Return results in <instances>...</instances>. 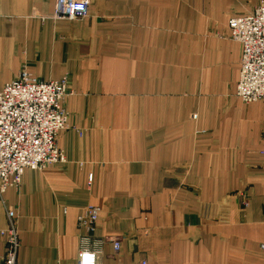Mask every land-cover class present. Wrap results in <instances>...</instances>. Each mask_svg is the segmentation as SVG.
Returning a JSON list of instances; mask_svg holds the SVG:
<instances>
[{
    "label": "crops",
    "instance_id": "crops-1",
    "mask_svg": "<svg viewBox=\"0 0 264 264\" xmlns=\"http://www.w3.org/2000/svg\"><path fill=\"white\" fill-rule=\"evenodd\" d=\"M260 1L91 0L58 21L55 0H0V91L27 71L74 92L66 163L26 169L0 200V231L16 210L17 264L84 250L98 264H264V101L236 95L229 29ZM90 206L93 233L78 226Z\"/></svg>",
    "mask_w": 264,
    "mask_h": 264
},
{
    "label": "built area",
    "instance_id": "built-area-1",
    "mask_svg": "<svg viewBox=\"0 0 264 264\" xmlns=\"http://www.w3.org/2000/svg\"><path fill=\"white\" fill-rule=\"evenodd\" d=\"M91 0H55L53 18L73 21L85 17ZM230 38L241 45V68L236 95L245 103L264 101V0L250 13L229 21ZM68 76L42 81L27 71L0 91V200L8 189L19 188L24 171L44 170L66 163L58 147L59 133L66 130L69 115L64 101L73 95ZM98 208L90 206L78 217L87 233L96 230ZM8 226L0 231L6 238L1 264H17L20 239L17 214L6 209ZM121 243L114 242L118 254ZM77 264H98V253L84 250ZM142 264H147L146 261Z\"/></svg>",
    "mask_w": 264,
    "mask_h": 264
},
{
    "label": "rangeland",
    "instance_id": "rangeland-1",
    "mask_svg": "<svg viewBox=\"0 0 264 264\" xmlns=\"http://www.w3.org/2000/svg\"><path fill=\"white\" fill-rule=\"evenodd\" d=\"M261 1H263V0H261ZM239 196L243 199L242 205L244 207H248L249 206V201H248V197H247V192L246 191H241ZM261 250L264 251V245H261Z\"/></svg>",
    "mask_w": 264,
    "mask_h": 264
}]
</instances>
